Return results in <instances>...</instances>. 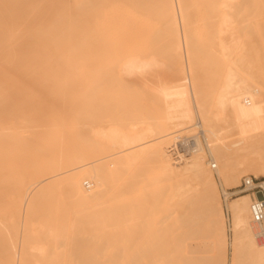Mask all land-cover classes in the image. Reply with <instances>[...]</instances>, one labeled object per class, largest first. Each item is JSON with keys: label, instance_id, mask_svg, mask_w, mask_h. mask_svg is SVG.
<instances>
[{"label": "bare ground", "instance_id": "1", "mask_svg": "<svg viewBox=\"0 0 264 264\" xmlns=\"http://www.w3.org/2000/svg\"><path fill=\"white\" fill-rule=\"evenodd\" d=\"M145 1L147 8L156 3L161 24L157 19L153 26H163L162 34L152 26L154 34L142 36L133 57L114 59L112 47L127 42L101 20L111 0H0V264L68 256L101 233L129 245L132 264H264V235L259 238L252 220L251 197L226 201L227 216L219 192L244 176L264 177V0ZM204 3L211 5L206 13L201 9L202 18L216 19L215 33L213 25L210 31L203 25L209 38L194 28ZM153 11L146 13L153 17ZM206 40L220 64L211 86L199 72L204 54L198 50ZM80 52L89 56L79 59ZM57 79L71 83V108L63 101L61 114H40L37 87L45 81L43 95H54ZM117 83V95L103 91L110 86L116 93L111 85ZM138 94L147 103L150 94L154 98L134 107ZM127 96L137 99L128 104ZM105 97L109 107L99 114L96 103ZM63 103L48 109L59 113ZM66 118L82 145L71 153L58 145L48 160L37 159L43 147L36 135L49 131L46 142L58 144L71 127ZM196 134L202 135L197 150L176 160V142ZM63 190L73 208L65 220L50 223L39 213Z\"/></svg>", "mask_w": 264, "mask_h": 264}, {"label": "rangeland", "instance_id": "2", "mask_svg": "<svg viewBox=\"0 0 264 264\" xmlns=\"http://www.w3.org/2000/svg\"><path fill=\"white\" fill-rule=\"evenodd\" d=\"M148 1V0H147ZM149 1H151V0H149ZM142 2V4L141 5H144L143 3L145 2L146 3V5H147V2L145 1V0H143V1H141ZM140 1H139V4L138 3H136V4H138V5H136V4H131L130 3V0H111V2L109 3V4H106L105 6H104V8H103V15H102V17H101V20H102V22H103V24L105 25V26H114V32H115V34H116V36H118V37H120V39L119 40H124L125 42H127L126 43V45H124V46H121V45H118V44H116V45H114L113 47H112V57H114V59H117L118 57H133V51H135L136 49H137V45L139 44V42H141V40L143 39V35H144V37H147V34H149L150 32L152 33V34H154L153 32L155 31L154 29L158 26V24H159V22H160V24H161V21L158 19V21H157V19H156V17L158 16V15H156V13H155V8L154 7H156L155 6V4L151 1V2H148V8H147V6L146 5H144L147 9L146 10H144V7H142V6H139L140 5V3H141ZM149 3H152V4H150L149 5ZM199 3V4H198ZM153 4H154V6H153ZM204 4H206V5H204V6H201V8H198L197 10H196V16L195 17H193V19H194V22H196L195 23V26H197L198 27V29H196L197 27H194L195 28V30H197L196 32L198 33V30H199V32L200 33H198L199 35H205V36H203V38H205V37H207V38H209V37H211V36H206V34H204V24H205V26H207V29L210 31V29H211V31L212 32H214V31H216V22L213 20V19H215L214 17H213V15H210V17H208L207 18V20H205L204 18H202V17H204V15H202L203 13L201 12V11H205V9H203V8H206V10L208 11V9L210 8L209 6L211 5V4H209V3H204ZM195 5H197V7H199V5H203V3L201 4L200 2H197ZM134 7H139V9H135ZM150 7H152L151 9H150ZM193 7H194V5H193ZM140 9L142 10L143 9V11H144V14L140 11ZM157 10H158V5H157V8H156ZM194 9H196V6L194 7ZM201 9H203V10H201ZM149 10V11H148ZM151 10H154L153 11V13L152 14H155L153 17L155 18V19H153V17H152V15H148V14H151L150 12H151ZM149 13H148V12ZM148 14H147V13ZM198 12L200 13L199 15H198ZM205 13H206V11H205ZM157 14H158V12H157ZM147 15V16H146ZM200 17V15H202L201 16V22L199 21L198 22V20L200 19L198 16ZM148 16H151V17H148ZM149 19H151V21L153 22H150V21H147L148 22V24L146 23V19L147 18ZM146 18V19H145ZM196 18H197V20H196ZM153 20H156V23H158L157 24V26H155V28L152 30V31H150L149 29L151 28H153L154 26H153V24L155 23V21H153ZM203 20H205V21H203ZM208 20H210V21H208ZM211 20H213V21H211ZM216 20V19H215ZM202 22H206V23H202ZM211 22V23H210ZM214 22H215V24H214ZM145 23L148 25V30H145V29H147V27L145 28ZM149 23L150 24H152L151 26L149 25ZM200 23H202V24H200ZM200 24V25H199ZM209 24V25H208ZM202 25V26H201ZM211 25H213L212 27H214V28H212V27H210ZM153 26V27H152ZM208 26L210 27V29L208 28ZM202 27H203V29H202ZM162 28V29H161ZM213 29V30H212ZM123 30V31H122ZM157 30H159V34H162V32H163V26L161 27V25H159V27H157ZM207 30V34L208 33H210V35H212L213 33H211V32H209ZM144 31H146V33L144 32ZM205 31H206V29H205ZM144 33V34H143ZM151 33L149 34V36L148 37H150V35H151ZM156 33V32H155ZM203 33V34H202ZM215 33V32H214ZM117 34H119V35H117ZM155 35H157V34H155ZM152 37H154V35H152ZM157 37H158V35H157ZM161 37V36H160ZM76 39V38H75ZM157 39V38H156ZM163 40H161V41H157L158 42V45H162V46H164L163 45V42H162ZM206 43V45H204V41H201L200 42V50H198V56L199 57H201L203 54L204 55H206L205 56V58H204V55L200 58V60H201V64L202 65H200V69L203 71L204 69V72H202L200 69H199V72H200V74H202L203 76H206V78H207V82L210 84V86L212 85V83L215 81V79H216V77H215V74H217V72L219 71V69H220V64L219 65H217L218 64V62L216 61V53L215 54H213L212 52L214 51V49L212 48V50L213 51H211V49H209V47H207L208 46V43H209V41H205ZM165 43V42H164ZM202 45H204V46H202ZM161 46V47H162ZM209 46H210V43H209ZM160 47V46H159ZM201 47H202V49H203V47H204V50H202L201 49ZM208 48V49H207ZM211 48V47H210ZM64 49H67V43H66V48L64 47ZM160 50H164V47L163 48H161ZM206 50V51H205ZM211 51V52H210ZM203 53V54H202ZM200 54H202V55H200ZM207 54H209V55H207ZM210 54H211V58H210ZM78 57L77 58H79V59H81V58H85V57H88L89 56V54H84L83 52H80V53H78V54H76ZM162 55L163 56H166V55H168L167 53H162ZM208 56H209V60L206 62L205 61V59H208ZM116 57V58H115ZM207 57V58H206ZM214 59H215V61H214ZM204 60V61H203ZM163 62V61H162ZM164 62H165V60H164ZM202 62H204V63H211L210 65H209V69H208V67H207V65L209 64H204V66H206V67H204L203 68V63ZM91 65L93 66V64H90V63H88V65H87V67H91ZM216 67H215V66ZM127 66H130V63H127ZM202 66V67H201ZM219 67V68H218ZM213 68H214V71H216V72H214L213 71ZM207 69V70H206ZM211 69V70H210ZM216 69V70H215ZM212 71V72H211ZM60 73V72H59ZM209 73V74H208ZM56 74H58V73H56ZM64 74L66 75V76H68L66 73H65V71H64ZM211 74V75H210ZM111 76H112V74H111ZM110 77V76H109ZM214 77H215V79H214ZM108 78V77H107ZM113 79H114V77H112ZM116 78V77H115ZM110 79H111V77L110 78H108V80L110 81ZM116 80V79H115ZM115 80H114V83H116V82H118V81H120L121 82V84L123 85V82L120 80V79H118L117 78V80H116V82H115ZM60 81V82H59ZM61 81L63 82L64 80H60V79H57L55 82H58V85H57V83L55 84V82H54V84H53V89L56 91V89H57V92H55L54 93V95L52 96V95H50V94H48V93H46V95L44 94L43 95V91H47V84H46V82L44 81L42 84H39L41 87H37V90L40 88V90L37 92L38 93V95H37V97H38V107H42V108H40L42 111H44V109H45V111H47V113H45V111L44 112H42L41 110L39 111V113L40 114H46V115H48V114H51V113H53L54 115H59V114H61V112H63L64 111V109H66V108H64V103H66L67 102V104L65 105V107H70L71 108V105L69 106V104H71V102H69V100L70 99H72V98H70V97H72L71 95L73 94V89L71 90V83H69L68 82V79L67 80H65L64 81V83L65 84H63L62 85V83H61ZM109 81H108V83H109ZM80 82V81H79ZM60 83V84H59ZM111 83V82H110ZM112 83H113V80H112ZM45 84V85H44ZM70 86V87H68V85ZM60 85H62V86H60ZM65 85H67V86H65ZM118 86V88L120 87L121 88V85L119 86V83H117V84H112L111 86H113L115 89L117 88V86ZM108 86H109V84H108ZM124 86V85H123ZM122 86V87H123ZM58 87V88H57ZM62 87H64V89H66V91L64 92V89L62 90V92H61V89H62ZM42 88V89H41ZM107 88H109L110 89V91L108 90V89H104L103 91L104 92H111L110 94H114V95H117L118 93L117 92H119V91H117L118 89H116L115 90V92L116 93H114V91H113V88L112 87H107ZM69 89V90H68ZM77 89H79V86H78V88ZM124 89V88H123ZM43 90V91H42ZM107 90V91H106ZM112 90V91H111ZM121 90V89H120ZM126 90V89H125ZM69 91H72V93H70ZM122 91V90H121ZM120 91V92H121ZM104 92L102 93L103 94V96L101 95L100 97H104L105 95H104ZM123 92V94H125L124 93V91H122ZM59 93H64V94H62V95H64L63 97H62V95H60ZM126 93H127V90H126ZM39 94H41V95H39ZM67 94V95H66ZM70 94V96H69V98H68V95ZM109 94V95H110ZM61 96L62 98H63V100H62V98H60V101H59V96ZM108 95V96H109ZM120 95H121V93H120ZM127 95H128V93H127ZM132 95H133V93H132ZM55 96V97H54ZM108 96H106V97H108ZM123 97H124V95H122ZM129 96H131V93L129 94ZM129 96H127L128 98L127 99H129V100H131L132 98H129ZM138 96H139V94H138ZM146 96V95H145ZM145 96H143V98H145ZM100 97L99 98H97V102H100V101H102V99L103 98H101V100L99 101V99H100ZM106 97L104 98L105 100H103L104 102L101 104H97L96 103V107H95V109H97V107L99 106V105H103L104 103H105V106H103V107H101V106H99L98 107V109L97 110H95V111H98L99 112V114H100V111H102V112H104L103 110H101L102 108H104V110H105V107H106V105H108V98H113V97H108L107 99H106ZM115 97H119V95L118 96H115ZM140 98H138V99H140V100H136L137 99V97H136V102H135V104H133L134 102H132V101H135V100H131V102L129 101V100H127L129 103L128 104H133L132 106H134V105H136V104H138V103H140V105L139 106H142V104L143 105H146V104H148L149 102L151 103V101L153 100V94H150L149 95V98H150V100L148 99V97H146L147 99H148V103H147V100L146 99H143L142 97H141V95L139 96ZM46 98V99H45ZM54 98H56V99H54ZM65 98V99H64ZM68 98V100H66ZM43 99V100H42ZM49 99V100H48ZM58 99V100H57ZM115 99V98H114ZM119 99V98H118ZM122 99V98H121ZM121 99H119V101L121 100ZM248 99V98H247ZM52 100H55L54 102H52ZM116 100H117V98H116ZM124 101H125V99H123ZM43 101H45V102H43ZM49 101H50V103L52 102V104L51 105H53V107H56V103H57V107L56 108H58L59 106H60V108H61V106H62V104L61 103H63V101H64V103H63V110L62 111H60L59 113H57V111L55 110V112H53V111H49V107H51V105H50V103H49ZM58 101V102H57ZM72 101V100H71ZM107 101V102H106ZM116 102V101H114V104H115V102L117 103L116 104V106L117 105H119L120 107L119 108H117V111L121 108V109H124L123 108V104L121 103V102ZM96 102V101H95ZM45 103V104H44ZM54 103V104H53ZM110 103H111V101H110ZM125 103H127V102H125ZM142 103V104H141ZM42 104V105H41ZM59 104V105H58ZM112 105H114L113 104V101H112V103H111ZM128 104H126V105H128ZM48 105V106H47ZM125 105V106H126ZM115 106V105H114ZM131 105L129 106H127V107H132ZM107 107H109V106H107ZM106 107V108H107ZM118 107V106H117ZM134 107H136V106H134ZM134 107H133V109H134ZM47 108V109H46ZM101 108V109H100ZM111 108V107H110ZM140 108V107H139ZM138 108V109H139ZM69 108H67V110H68ZM109 109V108H108ZM108 109H106V113H107V110ZM127 109V108H126ZM126 109H124L125 111H126ZM137 109V111L139 112L140 111V109L138 110ZM67 110H65V113L66 112H68V111H70V109L67 111ZM100 110V111H99ZM114 110V109H113ZM112 109L110 110L109 109V114H110V111H113ZM124 110H121V111H124ZM130 111L132 110V108L131 109H129ZM135 110V109H134ZM129 111V112H130ZM42 112V113H41ZM78 112V113H77ZM114 113L116 112V107H115V111H113ZM126 112H128V110L126 111ZM126 112H125V115H126ZM134 111H132V113H133ZM69 113V112H68ZM75 113H77V114H80L81 113V110H77ZM94 113H96V112H94ZM114 113H113V118H114ZM118 113V112H117ZM93 114V113H92ZM98 114V113H97ZM103 114V113H102ZM109 114H107V115H105L104 116V119L105 118H107V116H109ZM123 114V113H122ZM130 113H127V115H129ZM135 114V113H134ZM119 115L121 116V114L119 113ZM119 115H117V117L119 116ZM136 115H137V113H136ZM135 115V116H136ZM93 116H94V114H93ZM95 116H97V117H99V115H96L95 114ZM112 116H109V118L110 117H112ZM119 116V117H120ZM135 116H133V117H135ZM96 117V118H97ZM116 117V116H115ZM95 118V117H94ZM100 118L101 117H99V119L97 118V120H100ZM108 118V119H109ZM121 118V117H120ZM124 118V117H123ZM59 119V118H58ZM67 119V118H66ZM66 119H64V120H66ZM69 119V118H68ZM68 119H67V125L66 126H71V125H68V122L70 121H68ZM103 119V118H102ZM102 119H101V121H102ZM103 119V120H104ZM112 119V118H111ZM118 119V118H117ZM105 120H107V119H105ZM56 121H58V120H56L55 119V122ZM58 123H61V119H59V121H58ZM71 122H69V124H70ZM66 124V123H65ZM58 128H59V130H60V128H61V130L63 129L62 127H60V126H57ZM58 128H56V129H54L55 131L56 130H58ZM75 127H73L72 128V126L69 128V130H68V128L66 127L65 128V130L64 131H67L66 133L68 134V136H70L69 138H68V136H67V134L66 133H64L63 135V139H62V141H57V143L58 144H56V141H53L52 143H47L46 141H48V137L49 136H51L50 134V132L48 131V132H43V133H41V134H37L36 136L37 137H39V140H41V146L43 147L38 153H37V159H43V160H48L49 159V157L52 155V153L50 154L49 152H53V150L55 151V152H57V151H59V149L61 148V149H64V147H65V149H64V151H67V153H68V151H70L69 149H71V151L69 152V153H71L72 152V148L71 147H73L74 149L77 147V146H79V145H82V142H79V141H77V140H75V136H74V134H73V132L75 131V130H78V128L77 129H74ZM59 130H58V132H59ZM60 130V133L62 134V132L63 131H61ZM58 132H56L55 134H57L58 136L60 135V133L58 134ZM50 133V134H49ZM49 134V135H48ZM48 137H47V136ZM45 136H46V138H45ZM65 136L68 138H65ZM44 137V138H43ZM74 137V138H73ZM41 138V139H40ZM45 140V141H44ZM68 141V143H65V141ZM44 142V143H43ZM61 142V143H60ZM69 142H71V144L72 145H70V143ZM74 143V144H73ZM80 143V144H79ZM51 144V145H50ZM53 144V145H52ZM77 144V145H76ZM55 145H57V146H55ZM58 145L59 146H61L60 148H55V147H58ZM62 145H64V147L62 146ZM44 146H45V148L46 147H48V148H46V149H44ZM51 146H52V148H51ZM67 146V147H66ZM69 147V148H68ZM53 148H55V149H53ZM68 148V149H67ZM48 149H50V150H48ZM67 149V150H66ZM48 150V151H47ZM57 150V151H56ZM48 152V153H47ZM41 153V154H40ZM47 153V154H46ZM48 154H49V156H48ZM39 155H40V157H39ZM42 156V157H41ZM45 157V158H44ZM47 157H48V159H47ZM254 176V175H253ZM234 186H232L231 188H233ZM219 192L221 193L220 195L222 196V189H221V187H219ZM243 195V194H242ZM245 195V194H244ZM246 195H248V194H246ZM50 204H49V206L48 207H45L43 210H41V213H39L40 215L39 216H41V217H43V218H46V220L47 221H49L50 223H55L56 221L55 220H57V219H62V220H65L68 216H69V214H70V210L73 208V203L71 202L72 200H70V197H69V194H68V192L66 191V190H63L62 191V194L61 195H57V194H54L52 197H50ZM59 203V204H58ZM222 205H223V209H224V211H225V213H226V215L228 216V212H227V207H226V205H225V201H223L222 200ZM128 246L129 245H126V244H122V242H121V239H120V237L119 236H115V237H113V238H108L106 235H104V233H101V234H98V236L97 237H95L94 239L93 238H90V239H86V240H83L82 242H80V245H78V246H76V247H74L75 249L73 250V252H72V254L71 255H66V256H48V258H46V259H44L42 262H41V264H132V251H130L129 249H128ZM123 247H125L126 248V251L125 252H123V254H122V252H121V250H122V248ZM51 257V258H50ZM53 257V258H52Z\"/></svg>", "mask_w": 264, "mask_h": 264}, {"label": "built area", "instance_id": "3", "mask_svg": "<svg viewBox=\"0 0 264 264\" xmlns=\"http://www.w3.org/2000/svg\"><path fill=\"white\" fill-rule=\"evenodd\" d=\"M200 138H202V135L196 134L194 137H185L178 140L173 149L174 158L181 160L197 150V139ZM242 194H248L251 197L252 220L259 227L261 231L259 238L262 239V234L264 235V177L244 176L238 186L223 190L222 198L226 202Z\"/></svg>", "mask_w": 264, "mask_h": 264}]
</instances>
